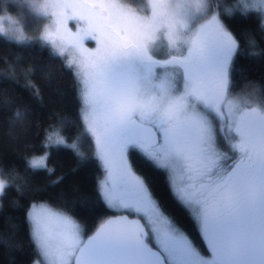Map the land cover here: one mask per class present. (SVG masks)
Masks as SVG:
<instances>
[{"label": "snow or ice", "instance_id": "1", "mask_svg": "<svg viewBox=\"0 0 264 264\" xmlns=\"http://www.w3.org/2000/svg\"><path fill=\"white\" fill-rule=\"evenodd\" d=\"M187 2L195 6V18L186 15V0H145L139 9L134 0H44L41 14L52 20L41 39L55 45L54 36L66 38L79 53L67 66L76 68L82 119L109 175L115 168L123 181L103 182L101 195L125 215L105 220L85 240L66 211L33 203L27 220L40 257L34 264H264V86L245 81L238 102L232 74L241 46L222 19L254 12L264 32V0L223 7L220 0ZM69 21L77 32L68 29ZM0 37L8 39L2 31ZM161 37L169 49L163 59L154 53ZM85 38L95 41L94 50L83 47ZM249 45L250 56L264 55L255 39ZM25 117L20 110L14 114L15 121ZM53 134L55 141L44 147L76 151L75 141ZM219 138L229 151L221 150ZM129 149L184 177L176 195L194 212L207 254L133 172ZM49 155L33 156L28 167L48 171ZM2 173L0 209L12 186ZM0 244L22 248L14 232L0 236Z\"/></svg>", "mask_w": 264, "mask_h": 264}, {"label": "trees", "instance_id": "2", "mask_svg": "<svg viewBox=\"0 0 264 264\" xmlns=\"http://www.w3.org/2000/svg\"><path fill=\"white\" fill-rule=\"evenodd\" d=\"M34 1L39 0H0V16H12L25 37L20 40L24 43L0 37V169L12 184L6 189L0 209V236L14 232L15 240L22 244L20 249L0 244V264H34L40 258L29 237L27 213L33 203H46L66 211L79 222L87 238L105 219L115 215L101 195L105 170L95 139L82 119L83 105L75 71L65 59L53 55L49 44L41 39L48 20L38 13ZM133 6L146 8L145 0H134ZM223 21L241 46L235 59L236 72L232 74L235 92H241L245 81L264 86V55H249L250 39L256 40L257 51L264 50V32L258 15L250 13L244 17L236 13ZM17 110L26 112L21 121L14 119ZM54 132H62L69 144L75 141L76 151L44 147L55 141ZM46 152L50 153L49 170L33 172L28 167L29 159ZM129 160L164 212L199 251L207 254L198 225L172 192L167 173L136 150L130 151Z\"/></svg>", "mask_w": 264, "mask_h": 264}, {"label": "rangeland", "instance_id": "3", "mask_svg": "<svg viewBox=\"0 0 264 264\" xmlns=\"http://www.w3.org/2000/svg\"><path fill=\"white\" fill-rule=\"evenodd\" d=\"M234 2L235 1H231V0H220V3L222 5V7L223 6H230ZM43 3H44V0H39V1L32 2V4H34L36 10L38 11V13L41 16H43L41 13L44 10L43 7H42ZM49 11H51V9H49ZM184 11H185L186 15L189 16L190 18H195L196 15H197L195 6L192 5L191 3L187 2V0H186V3H185ZM236 13H239V12H236ZM236 13H234V15ZM43 17H45V16H43ZM225 17H228V16H222V19L225 18ZM46 18H47L48 21H47L45 27L43 28L42 33L44 32L45 29H49V30L51 29V20H52V18L50 16L49 17H46ZM201 22H203V21H201ZM68 29H70L71 32H73V33L77 32L78 31V25H77V23L75 21H69L68 22ZM0 31H2L6 35V37H9L11 39L15 38V40L16 39H18V40H24V38H25L24 37L23 30H22V27L10 15H2V16H0ZM53 38L56 40V44L55 45L49 44V46L51 47V49H52L53 52H59L61 49H64V54L62 56L61 55H58V54L57 55L60 56V57H62L63 59H65L67 65H68V63H69L70 60L79 59V53H78L77 49L74 48V47H72L66 38L61 39L60 37H57V36H54ZM83 47H85V48H87L89 50H94L95 47H96V43H95L94 40L85 38L84 41H83ZM181 51H185V54H186V50L183 47L181 48ZM168 52H169V49L167 47V41L163 37H161V39L159 41H157L156 45L154 46V53L156 54V56L158 58L163 59V58H166L167 57ZM71 68L74 71H76L75 66H73ZM158 71H160V70H158ZM237 97H238V102L243 99V97L241 95V92L240 93H237ZM82 105H83V103H82ZM228 135L229 134L227 132H224V135L223 136H228ZM93 138L95 139V137H93ZM218 141L222 142V145L220 144V142H218L219 147L222 148V151H225L223 149V147L226 148L229 151V149L227 147V144L225 143V141H224L223 138H220V140L218 139ZM95 143H96V141H95ZM96 149H97V145H96ZM97 154H98V157L100 158L98 149H97ZM128 159H129V154H128ZM100 161H101V163H102V165L104 167V170H105L104 178L102 179V181L100 183V186L105 181L108 182L109 186H112L113 184H115L117 186H120L123 181H122V177L120 176L118 170L115 169V168H113L112 169V175L110 176L109 175V169H108V167L105 165L104 161L101 158H100ZM129 163H130V161H129ZM159 168L163 169L167 173L168 178H169L170 187L172 189V192L177 197V195H176V189H178V188H180L182 186L184 177L178 171H171L169 169H165V168H162V167H159ZM133 172L136 174V172L134 170H133ZM100 190H101V188H100ZM110 209L112 210V212L114 214H121V213H123V212L118 211V210L113 209V208H110ZM188 210L191 213L192 217H194V212L192 210H190V209H188ZM82 234H83V238L86 240L87 237L84 235L83 229H82Z\"/></svg>", "mask_w": 264, "mask_h": 264}, {"label": "water", "instance_id": "4", "mask_svg": "<svg viewBox=\"0 0 264 264\" xmlns=\"http://www.w3.org/2000/svg\"><path fill=\"white\" fill-rule=\"evenodd\" d=\"M121 215H125V213L115 214V215H112V216L108 217L107 219H109V218L117 219V218H119ZM132 218H133V217L129 216V219H132ZM107 219H105V220H107ZM105 220H104V221H105ZM104 221H103V222H104ZM103 222H102V223H103ZM96 230H97V229H96ZM96 230H95V231H96ZM94 233H95V232H94Z\"/></svg>", "mask_w": 264, "mask_h": 264}, {"label": "flooded vegetation", "instance_id": "5", "mask_svg": "<svg viewBox=\"0 0 264 264\" xmlns=\"http://www.w3.org/2000/svg\"><path fill=\"white\" fill-rule=\"evenodd\" d=\"M177 79H179V77H177ZM255 85V84H254ZM256 86V85H255ZM223 125L221 124V127H222ZM223 135H224V133H223ZM219 140H220V138H219ZM218 142H220V141H218ZM221 148V147H220ZM223 149L225 150V151H228L226 148H224L223 147ZM133 150H136V151H138V152H140L139 150H137V149H130L129 150V152H128V154L130 153V151H133ZM221 150H222V148H221ZM141 153V152H140ZM229 154H231V153H229ZM130 161V160H129ZM131 164V163H130ZM137 174V173H136ZM138 175V174H137ZM138 176H140V175H138ZM141 177V176H140Z\"/></svg>", "mask_w": 264, "mask_h": 264}]
</instances>
